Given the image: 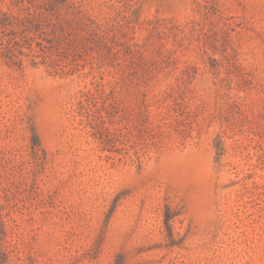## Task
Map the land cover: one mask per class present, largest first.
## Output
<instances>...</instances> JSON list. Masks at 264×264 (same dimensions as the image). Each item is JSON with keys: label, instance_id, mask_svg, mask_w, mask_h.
<instances>
[{"label": "rangeland", "instance_id": "obj_1", "mask_svg": "<svg viewBox=\"0 0 264 264\" xmlns=\"http://www.w3.org/2000/svg\"><path fill=\"white\" fill-rule=\"evenodd\" d=\"M0 264H264V0H0Z\"/></svg>", "mask_w": 264, "mask_h": 264}]
</instances>
